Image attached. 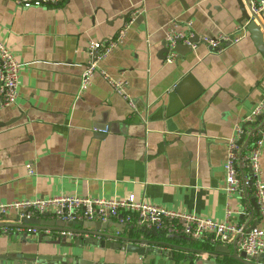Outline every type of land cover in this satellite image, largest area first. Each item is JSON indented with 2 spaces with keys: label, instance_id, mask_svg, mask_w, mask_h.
Here are the masks:
<instances>
[{
  "label": "crops",
  "instance_id": "0c3cea01",
  "mask_svg": "<svg viewBox=\"0 0 264 264\" xmlns=\"http://www.w3.org/2000/svg\"><path fill=\"white\" fill-rule=\"evenodd\" d=\"M239 18L236 0H63L28 8L0 0V39L24 65L16 104L0 109V203L65 194L132 196L215 221L224 220L228 207L234 211L230 223L260 226L250 197L225 196L223 164L235 125L264 102L263 57L248 34L219 54L198 44L172 63L161 55L171 22L197 37H216L241 27ZM259 20L264 26V12ZM127 25L122 43L79 93L88 41L104 44ZM103 75L122 82L133 109ZM260 162L264 182V146ZM109 232L118 233L113 227ZM123 232L132 236L128 228ZM49 235L39 243L26 230H2L0 264H25L21 255L173 264L163 254L141 260L101 250L87 234ZM140 237L185 249L172 251L177 264H234L197 254L212 250L204 241L161 233ZM58 238L59 245L48 243Z\"/></svg>",
  "mask_w": 264,
  "mask_h": 264
},
{
  "label": "built area",
  "instance_id": "2783aa9c",
  "mask_svg": "<svg viewBox=\"0 0 264 264\" xmlns=\"http://www.w3.org/2000/svg\"><path fill=\"white\" fill-rule=\"evenodd\" d=\"M17 5L28 7L56 6L63 0H13ZM251 16L259 20L264 12V0L249 3ZM260 22V20H259ZM128 25L120 29L116 36L101 43L88 41L86 53L88 61L80 75L79 93L85 92L93 75L98 71V63L118 47L126 34ZM194 34L177 29L173 22L164 29V42L167 54L165 62L172 63L176 54L172 52L177 41L194 51L198 44L207 47L209 53L219 54L228 46L239 43L247 37L244 26L237 27L232 34L216 37H198L197 43H190ZM23 64L17 62L11 50L0 39V109L15 105L19 96V75ZM100 74H103L102 72ZM113 93L121 97L133 109L132 99L121 81H112L103 75ZM263 115V103L256 106L243 123L235 125L232 137L226 142V158L223 164V191L227 198L250 197L257 208V217L261 222L245 232L243 225L229 222L233 212L226 207L223 221H215L196 215L166 209L145 201H137L132 196L125 198H90L75 195H57L48 198L21 199L11 203H0V222L9 215L32 219L48 215L50 218L66 223L100 222L118 223L133 231L153 230L169 236L184 237L193 241L211 244L235 245L237 252L251 257L264 254V182L261 169V154L264 146V126L256 117ZM102 132H105L103 130ZM245 144V140H247ZM33 174L31 166L26 167ZM246 169L247 174L242 171ZM28 234H36L32 229ZM59 236H75L60 232Z\"/></svg>",
  "mask_w": 264,
  "mask_h": 264
},
{
  "label": "water",
  "instance_id": "95a60500",
  "mask_svg": "<svg viewBox=\"0 0 264 264\" xmlns=\"http://www.w3.org/2000/svg\"><path fill=\"white\" fill-rule=\"evenodd\" d=\"M201 0H196L198 4ZM237 7L240 11V18L237 23L241 26H244L245 31L249 35L251 41L254 43L256 50L264 59V26L255 18L251 16L249 9V3L247 0H236ZM231 11L228 14L231 16ZM198 37L196 35L190 40V43H197ZM229 46V44L227 45ZM163 49L161 55L164 56L167 54V49L165 48V42L162 45ZM177 56L189 54L192 52L191 48L183 45L180 41H177L175 47L172 50ZM264 103V102H263ZM263 115L256 117V120H262V126H264ZM248 139L245 140V144ZM252 204L257 214V208L254 200L252 199ZM113 228L118 231V233H110L109 231ZM255 225L246 227L245 232H249ZM125 227L120 224L113 223H100V222H77V223H64L59 220L50 218L48 215H43L40 218L24 219L16 217L15 220L6 219L3 222H0V234L2 230H34L36 232V238L39 243L43 241L46 236L49 234H58L60 232L68 234H87L90 236L89 243H91L96 248L107 251L122 252L125 255L132 254L141 260L146 259L149 255H164L167 257L169 262L177 264L178 261L174 259V254L172 251L183 252L185 249H182L178 246H172L171 244L161 242V241H147L140 237V234L145 235H156L159 234L153 230H141L133 231L132 236H125L123 229ZM162 234V233H161ZM55 246L59 245V238L57 241H51ZM211 247V251H195L199 255H206L207 257H221L222 259H227L234 264H264V254H258L255 256L248 257L243 252H237L235 245H231V250L228 248V245L223 244H211L208 243ZM162 250H167L163 252ZM21 260L25 264H41L43 261L54 260L61 264H101L97 262H88V261H75L71 259H64L63 257H49V256H36V255H21ZM12 259V257H8ZM15 260V259H14ZM68 261V262H67ZM17 259L13 261V264H18ZM67 262V263H65ZM183 262V261H181ZM104 264V263H102ZM124 264V263H121ZM126 264H143V263H126ZM147 264H155V261H151Z\"/></svg>",
  "mask_w": 264,
  "mask_h": 264
},
{
  "label": "trees",
  "instance_id": "16d2710c",
  "mask_svg": "<svg viewBox=\"0 0 264 264\" xmlns=\"http://www.w3.org/2000/svg\"><path fill=\"white\" fill-rule=\"evenodd\" d=\"M204 245H208V246H210L208 243H205Z\"/></svg>",
  "mask_w": 264,
  "mask_h": 264
}]
</instances>
